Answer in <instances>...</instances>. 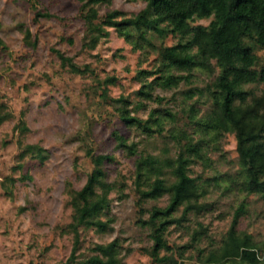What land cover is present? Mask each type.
Returning a JSON list of instances; mask_svg holds the SVG:
<instances>
[{
	"label": "rangeland",
	"instance_id": "obj_1",
	"mask_svg": "<svg viewBox=\"0 0 264 264\" xmlns=\"http://www.w3.org/2000/svg\"><path fill=\"white\" fill-rule=\"evenodd\" d=\"M34 3L52 15L35 20ZM80 5L81 0H0V115L11 113L0 122V264L65 263L72 249V234L63 231L72 218L66 182L80 188L94 167L91 155L97 153L112 156L103 166L109 181L117 185L123 182V195L117 187L110 191L109 215L113 219L109 228H81V244L73 264L92 254L95 243L115 237L121 245L122 264H217L206 262L205 257L220 246L241 203L245 211L237 229L251 234L261 245L264 199L258 193L225 189L224 178L236 174L239 167L234 133L226 132L213 140L196 123L211 107L205 85L214 73L194 69L189 81L175 87L153 84L152 96L146 98L139 89L157 72L141 75L139 70L163 68L161 49L175 43L178 35L169 30L167 22H161L166 31L147 28V40L134 47L110 26L93 48H86L82 46L85 25ZM144 6L143 0H111L98 8L100 15L110 9L129 14ZM210 19L196 17L192 24H207ZM21 26L37 36L35 47L25 43ZM52 47L79 64L89 63L93 73L70 72L61 66ZM253 49L264 59V49ZM110 76L114 80H106ZM245 86L258 94L264 91L263 82ZM119 96L127 99L130 112L139 117L146 118L154 110L161 116V129L153 125L154 130L147 133L126 125L114 100ZM165 109L171 116L164 115ZM19 120L28 126L22 134L15 128ZM114 130L136 141L138 152L159 157L175 154L174 132L185 131L200 141L202 157H194L189 172L198 176L206 189L200 198L206 208L188 212L182 224H169L164 237L171 248L159 250L160 256H171L176 263L149 254L151 228L141 222L150 208L165 205L168 195L139 203L132 181L137 154L127 155L116 145ZM20 138L39 143L42 156L28 153L20 157ZM181 212L182 206L174 214ZM195 230H204V234L193 241Z\"/></svg>",
	"mask_w": 264,
	"mask_h": 264
},
{
	"label": "trees",
	"instance_id": "obj_2",
	"mask_svg": "<svg viewBox=\"0 0 264 264\" xmlns=\"http://www.w3.org/2000/svg\"><path fill=\"white\" fill-rule=\"evenodd\" d=\"M143 1L145 6L135 13L110 9L100 15L98 6L108 4L111 0H81L80 14L85 25L82 46L93 48L101 37L108 34L107 27L111 26L134 47H141L143 41L147 40V28L164 32L166 30L160 27V23L167 22L169 30L178 35V40L161 49L163 68L160 67L157 71L139 70L141 75L157 72L152 80L142 84L139 92L150 98L153 84L163 88L175 87L181 81H189L194 69L214 73L213 78L205 85L211 107L196 119V123L199 130L210 135L213 140H218L226 132L235 135L239 167L236 174H228L224 178L225 189H236L247 194L258 193L264 199V91L258 94L245 86L264 83V59L253 49L254 46L264 49V0ZM33 6L35 20L40 16L52 15L47 10L39 9L35 3ZM196 17L211 19L207 24H192ZM20 30L25 43L35 47L38 43L37 36H33L28 27L21 26ZM0 42L2 43L1 39ZM52 49L61 66L70 72L93 73L89 63L79 64L59 48ZM172 69L180 72H173ZM106 80L112 81L114 77H107ZM114 100L119 103L117 110L126 125L138 127L147 133L154 130L153 125L161 129V116L156 115L154 110L149 111L146 118H142L130 112L125 97L119 96ZM10 115L9 111L1 114L0 122ZM164 115L171 116V112L165 109ZM15 128L22 134L28 126L19 120ZM112 134L116 145L127 155L137 154L132 181L139 203L168 195L167 203L150 208L148 217L141 219V222L151 228L153 243L149 254L155 259L172 260L176 263L171 256H160L159 250L171 248L164 237L169 224H182L188 218V212L206 208V204L200 201L206 189L199 177L189 172V165L194 157H202L200 141H194L192 135L185 131L174 132L177 147L175 154L159 157L151 152H138L137 142L129 141L117 130ZM19 147L20 157L28 153L42 156L43 147L39 143L24 142L20 138ZM111 157L107 153L92 154L94 167L80 188L66 182L72 218L63 231L72 234V249L64 264L76 263L81 244V228L106 230L110 227L113 219L109 215L110 191L117 187L119 194L123 195L124 186L123 182L117 185L107 179L103 162ZM180 206L182 212L176 216L174 212ZM244 211V203L237 206L220 246L205 257L206 262L264 264V241L260 245L251 234L237 229L238 219ZM202 234L204 230H195L192 240L196 241ZM120 246L117 237L108 242H97L92 247L93 253L79 263L122 264Z\"/></svg>",
	"mask_w": 264,
	"mask_h": 264
}]
</instances>
